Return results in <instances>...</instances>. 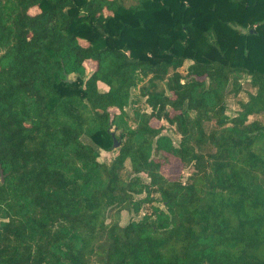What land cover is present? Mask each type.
<instances>
[{"label":"trees","instance_id":"trees-1","mask_svg":"<svg viewBox=\"0 0 264 264\" xmlns=\"http://www.w3.org/2000/svg\"><path fill=\"white\" fill-rule=\"evenodd\" d=\"M0 264H264V0H0Z\"/></svg>","mask_w":264,"mask_h":264},{"label":"rangeland","instance_id":"rangeland-1","mask_svg":"<svg viewBox=\"0 0 264 264\" xmlns=\"http://www.w3.org/2000/svg\"><path fill=\"white\" fill-rule=\"evenodd\" d=\"M38 11H39V9L37 7L30 9V12L32 14L37 13ZM105 12H106V14L110 13V11H108V10H106ZM188 64H189V62H186L184 64V66L182 68H180V70L182 71L183 74L186 73V68H187ZM86 66H87V70L90 71L95 67V64H94V62H92L90 60V61H86ZM240 81H241V85H240L239 92H237V93L232 92L227 96V113L231 114V115L235 114L237 112V110L239 109V100H247L248 99V93L254 91V88H252V86L249 83L248 77H241ZM98 87H99L100 91H104V90L108 89V86L103 82H99ZM126 110L130 116H133L134 112L137 110L148 111V112L151 111L150 107L147 105V103L145 101V97H143L140 94L138 87H134L132 89L131 100H130L129 104L126 106ZM111 111L112 112H118V109L112 108ZM151 123L154 126L164 125L165 129H164L163 133L168 134L172 138L173 142L175 144H178V142L180 140V134L176 131V129L173 125L169 124L164 119H157V118H153L151 120ZM112 130L115 133V138L118 141V144L120 145V140H119L120 139L119 138L120 131L118 129H112ZM82 139L85 142H90V139L86 136H83ZM118 146L114 147V149L118 148ZM115 153H116L115 150L106 151V150L100 149V159L103 161H110L113 158ZM168 160H169L168 163L163 165V171L166 174L177 173L182 177L183 180H186L190 174L191 169L184 167L181 164V162L177 158H175L174 156H170ZM143 196H144V194H141V195H138L137 198H141ZM149 209H150V206L148 204H145V205H143L139 214H137L133 211L129 212V211L124 210L121 213L120 221L122 223H125L130 219H139L142 217V215L145 212L150 211Z\"/></svg>","mask_w":264,"mask_h":264},{"label":"water","instance_id":"water-1","mask_svg":"<svg viewBox=\"0 0 264 264\" xmlns=\"http://www.w3.org/2000/svg\"><path fill=\"white\" fill-rule=\"evenodd\" d=\"M70 80V79H69ZM118 141L116 140V138H114V147L118 146ZM2 180H3V176H1Z\"/></svg>","mask_w":264,"mask_h":264},{"label":"crops","instance_id":"crops-1","mask_svg":"<svg viewBox=\"0 0 264 264\" xmlns=\"http://www.w3.org/2000/svg\"><path fill=\"white\" fill-rule=\"evenodd\" d=\"M104 91H106V90H104Z\"/></svg>","mask_w":264,"mask_h":264}]
</instances>
